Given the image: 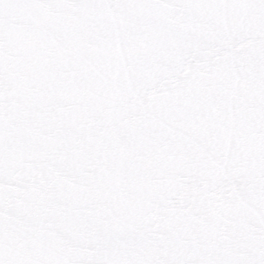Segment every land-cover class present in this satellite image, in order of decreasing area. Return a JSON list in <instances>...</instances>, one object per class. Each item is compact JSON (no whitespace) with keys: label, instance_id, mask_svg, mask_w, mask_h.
Returning <instances> with one entry per match:
<instances>
[{"label":"snow or ice","instance_id":"1","mask_svg":"<svg viewBox=\"0 0 264 264\" xmlns=\"http://www.w3.org/2000/svg\"><path fill=\"white\" fill-rule=\"evenodd\" d=\"M0 264H264V0H0Z\"/></svg>","mask_w":264,"mask_h":264}]
</instances>
